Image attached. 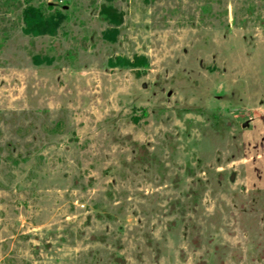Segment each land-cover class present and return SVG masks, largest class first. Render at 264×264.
<instances>
[{
	"label": "rangeland",
	"instance_id": "rangeland-1",
	"mask_svg": "<svg viewBox=\"0 0 264 264\" xmlns=\"http://www.w3.org/2000/svg\"><path fill=\"white\" fill-rule=\"evenodd\" d=\"M0 264H264V0H0Z\"/></svg>",
	"mask_w": 264,
	"mask_h": 264
},
{
	"label": "trees",
	"instance_id": "trees-1",
	"mask_svg": "<svg viewBox=\"0 0 264 264\" xmlns=\"http://www.w3.org/2000/svg\"><path fill=\"white\" fill-rule=\"evenodd\" d=\"M26 2H28V0H26ZM29 9H27V11H26V14H27V16H29V14H30V12H32V9L30 10V7H28ZM34 12V11H33Z\"/></svg>",
	"mask_w": 264,
	"mask_h": 264
}]
</instances>
